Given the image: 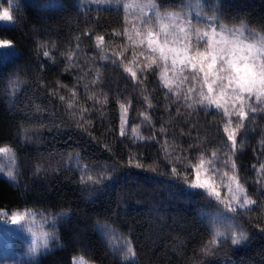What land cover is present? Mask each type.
<instances>
[{
	"label": "snow or ice",
	"instance_id": "6c2138e0",
	"mask_svg": "<svg viewBox=\"0 0 264 264\" xmlns=\"http://www.w3.org/2000/svg\"><path fill=\"white\" fill-rule=\"evenodd\" d=\"M84 2L80 0L82 11ZM87 2L109 5L106 10H114L119 23L111 26L98 14L95 18L85 16V25L78 30V35L65 43V51L60 53L65 62L63 71L79 73L71 87L60 80L45 83L43 76L30 78L19 66H14L7 74L10 98L18 99V94L30 86L31 79L48 98H55L63 106L67 120L61 119V123L86 133L91 140L97 139L91 117L96 113L103 115V109L114 100L119 115L118 130L108 129V132L113 139L129 140L126 166L156 172L155 162L145 163V153L158 146V154L162 151L170 165L166 174L180 183L181 191L189 197L203 196L207 201L206 211L199 212L209 237L200 242L201 257L216 255L229 241L233 246L248 242L249 231L243 221L247 216L251 222L252 217L248 214L254 209H260L262 213L256 217V227L264 234V161H259L258 168L253 166L256 179L251 183L242 175L243 165L238 161L249 125L255 123L257 115L264 114V24L256 28L244 19L226 20L220 11V0H214V3L197 0L195 15L191 0ZM18 8L19 4L14 0H8L7 7L0 5V21L14 23L17 17L13 9ZM206 8L210 10L206 11ZM121 12L122 16L119 15ZM90 19L94 22L90 23ZM28 32L32 34L28 39L32 42L31 52L35 54L37 69L43 72L46 66L56 65L59 44L50 36L41 39L42 33L36 24L31 25ZM84 39L91 41V45L82 48ZM15 44L11 38L0 39V49L14 48ZM89 51L96 53L95 58L87 55ZM80 56H83L84 65L79 63ZM89 63L91 67L85 71ZM108 68L118 71L126 84L114 97L109 95L111 88L108 92L96 91L104 87V70ZM3 75L0 71V76ZM152 81L162 90V98L154 95L157 88H149ZM81 85L83 100L79 92ZM87 101H91L90 106ZM135 103L144 106L145 110H137L140 124H133L129 137V113ZM160 103L168 116L167 122L163 117L157 120L154 115ZM25 108L34 110L36 117L43 116L44 108L31 100ZM26 123H31L27 114L25 121L16 125L15 139L22 134L24 139L31 140ZM52 126L57 127L55 121ZM145 127L151 130L148 135L142 134ZM69 139H72L71 135ZM259 143L264 154V134ZM131 145L136 146L135 151ZM140 147L144 148V153L139 151ZM104 148L115 155L111 143L105 142ZM0 155L9 158L6 177L15 183L19 157L12 141H5L0 146ZM67 159L69 164L64 167L79 172L77 183L85 199L90 200L97 191L109 189L119 180L120 160L114 159L111 164L84 163L85 157L79 151L68 152ZM58 169L59 162L55 168L51 162L46 164L39 159L34 162L35 174ZM35 215L34 210H14L9 215L0 209V220L19 225L31 235L25 253L27 258L15 259L12 264H39V256L52 251V246L60 240L57 225L69 213L67 210L56 215L49 213L45 217L50 222L49 229L37 228ZM114 215L118 219V214ZM96 227L115 258V264H140L133 229L129 228L127 235H117L118 229L113 223L97 221ZM0 264L8 262L4 260ZM71 264L88 262L82 256H74ZM196 264H204V261L198 260Z\"/></svg>",
	"mask_w": 264,
	"mask_h": 264
},
{
	"label": "trees",
	"instance_id": "16d2710c",
	"mask_svg": "<svg viewBox=\"0 0 264 264\" xmlns=\"http://www.w3.org/2000/svg\"><path fill=\"white\" fill-rule=\"evenodd\" d=\"M14 2L19 4L18 9H13L17 17L15 22L0 23V39L11 38L16 42L14 48L0 49V71L4 73L0 76V146L5 141L13 142L19 157V174L15 183L0 176V209L7 212L34 210L39 215L44 213L41 215L44 220L49 213L56 215L65 210L69 213L57 225L60 240L52 246V251L39 256V264H71L74 256H82L90 264H115V258L96 227L97 221L113 223L118 229L117 235H127L129 228L133 229L140 264H196L198 260H203L204 264H264V234L256 227V217L262 214L260 209L248 214L252 217L250 223L247 216L243 221L249 231L248 242L233 246L229 241L216 255L210 258L200 256V242L209 238L199 219V212L206 211L204 205L207 201L203 196L189 197L181 191L180 183L166 174L170 171V165L162 151L158 154V146L145 153V163L155 162L156 172L126 166L129 140L113 139L108 132V129L118 130L119 115L114 100L103 109V115L96 113L91 117L94 122L92 130L97 137L91 140L86 133L75 131L74 127L69 129L61 123V119L67 120L63 115V106L55 98H48L31 79L30 86L18 94V99L10 98L7 74L14 70V66H19L30 78L43 76L45 83L60 80L71 87L79 73L75 70L63 71L65 62L60 53L65 51V43L78 35V30L85 25V16L95 18L98 14L111 26L119 23L118 14L114 10H106L109 5L89 4L87 0L83 11L80 0ZM209 3H214V0H209ZM220 11L228 21L234 17L244 19L256 28L264 24V0H220ZM119 15L122 16V12ZM89 22H94V19ZM33 24L39 26L41 39L50 36L59 44V51L56 52L58 63L46 66L43 72L37 69L35 54L31 52L32 42L28 39L32 35L28 29ZM116 42L120 43L118 39ZM90 45L91 41L87 39L81 42L82 48ZM87 55L95 58L96 53L89 51ZM79 63L85 64L83 56H80ZM89 67L90 63L86 65L85 71ZM104 71L105 85L96 91L108 92L111 88L109 95L114 97L117 90L124 89L125 81L112 68ZM149 88H157L154 95L158 99L162 98L163 92L155 81L150 83ZM79 92L83 100V85L79 87ZM29 100L44 108L43 116L36 117L34 110L25 108ZM87 104L90 106L91 101H87ZM162 109L163 104L160 103L154 115L157 120L163 117L167 122L168 116ZM137 110L145 109L139 103L134 104L127 125L129 137L133 124H140ZM26 114L31 120L30 124H25L29 128L31 140L24 139L22 134L19 139H15L18 134L16 125L25 121ZM53 121L57 127L52 126ZM150 131L145 127L142 134L148 135ZM262 134L264 114L257 115L255 123L249 125L245 147L238 155V161L243 165L241 173L249 179V183L256 179L253 166L258 168L259 161H264L259 143ZM70 135L72 139H69ZM105 142L113 145L115 155L105 150ZM184 145L187 146V140ZM131 146L135 151L136 146ZM72 151H79L85 157L84 163L111 164L114 159L120 160L118 182L109 189L97 191L90 200L85 199L77 183L79 172L64 167L69 164L67 153ZM139 151L145 152L143 147ZM37 159L46 164L51 162L54 168L59 162L60 169L35 174L34 162ZM114 214H118V219ZM49 224L47 221L46 227ZM11 248L17 252L22 249V245L13 242Z\"/></svg>",
	"mask_w": 264,
	"mask_h": 264
},
{
	"label": "rangeland",
	"instance_id": "374dc122",
	"mask_svg": "<svg viewBox=\"0 0 264 264\" xmlns=\"http://www.w3.org/2000/svg\"><path fill=\"white\" fill-rule=\"evenodd\" d=\"M186 2H187V0H186ZM191 2L193 4V15H195L196 9L194 6H195L197 0H191ZM0 5H2L3 7H7L8 1L7 0H0ZM0 23H10V22L0 21ZM9 167H10L9 158H7L3 155H0V168H3V171H0V176L7 178L6 172L9 169ZM23 210H25V209H23ZM23 210H20V211H23ZM8 213H9V215L11 214V212H8ZM35 220H36L37 228H40L42 226L44 229H49L50 224L48 227H46L47 221L44 220L42 218V216L39 215L37 212L35 215ZM13 242H16L19 245H22V249L20 251H17V252L15 250H13L11 248ZM30 242H31L30 233L23 231L19 225L6 223L5 221L0 220V261L7 260L8 264H12L13 258H14V260L19 259L21 257L27 258V257H25V253L27 250V245ZM8 256H11V257L13 256V257L11 259H9V258H7ZM76 257H80V256H76ZM85 261H86V259H85ZM88 264H90V263H88Z\"/></svg>",
	"mask_w": 264,
	"mask_h": 264
}]
</instances>
